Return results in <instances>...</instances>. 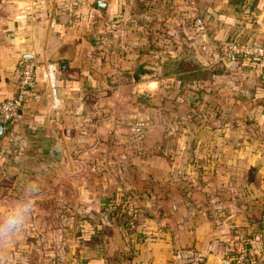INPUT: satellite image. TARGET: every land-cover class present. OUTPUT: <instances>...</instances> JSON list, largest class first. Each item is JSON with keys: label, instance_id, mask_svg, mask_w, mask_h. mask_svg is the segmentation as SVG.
Listing matches in <instances>:
<instances>
[{"label": "crops", "instance_id": "0c3cea01", "mask_svg": "<svg viewBox=\"0 0 264 264\" xmlns=\"http://www.w3.org/2000/svg\"><path fill=\"white\" fill-rule=\"evenodd\" d=\"M96 1L0 0V102L27 54L39 93L0 118V212L40 186L0 264H235L238 243L264 264V58L163 68L184 46L264 45V0Z\"/></svg>", "mask_w": 264, "mask_h": 264}, {"label": "built area", "instance_id": "2783aa9c", "mask_svg": "<svg viewBox=\"0 0 264 264\" xmlns=\"http://www.w3.org/2000/svg\"><path fill=\"white\" fill-rule=\"evenodd\" d=\"M198 24L201 30L205 29V21L199 18ZM221 60L229 66L231 61L241 62L249 58H264V45L251 44L236 40L224 41L219 45ZM18 90L14 97L0 102V118L3 122L15 119L22 107L32 98L39 97L37 90V63L32 60L22 59L17 68ZM144 123L138 122L135 131L138 135L143 132ZM234 246L235 264H257L254 258L245 247L238 243Z\"/></svg>", "mask_w": 264, "mask_h": 264}, {"label": "clouds", "instance_id": "9594fccd", "mask_svg": "<svg viewBox=\"0 0 264 264\" xmlns=\"http://www.w3.org/2000/svg\"><path fill=\"white\" fill-rule=\"evenodd\" d=\"M24 197L16 200L0 212V252L10 250L16 243V237L23 230L34 211L36 197L40 194L38 184L29 183L24 186Z\"/></svg>", "mask_w": 264, "mask_h": 264}, {"label": "trees", "instance_id": "16d2710c", "mask_svg": "<svg viewBox=\"0 0 264 264\" xmlns=\"http://www.w3.org/2000/svg\"><path fill=\"white\" fill-rule=\"evenodd\" d=\"M227 67V66H226ZM164 73L175 74L182 82L208 80L218 71L206 67L196 58L193 50L187 49L176 56H171L163 63Z\"/></svg>", "mask_w": 264, "mask_h": 264}, {"label": "rangeland", "instance_id": "374dc122", "mask_svg": "<svg viewBox=\"0 0 264 264\" xmlns=\"http://www.w3.org/2000/svg\"><path fill=\"white\" fill-rule=\"evenodd\" d=\"M185 5L186 4H184L183 6H181V7H179L180 9H182V8H186L185 7ZM188 6H190V5H188ZM189 8V7H188ZM179 9V10H180ZM194 20L192 21L191 20V22H193V28H194V32L196 31L197 33L198 32H203V33H205V32H207V26H206V24H205V29L204 30H201L200 29V26H199V24H198V20H199V18H202V16L201 15H199V14H195L194 16ZM200 44H202V46L204 45V43H200ZM219 45H220V43H217V44H214V45H212V44H206V46H204L203 48H198V49H201L202 50V52H201V54H200V56H196V58L198 59V60H200V61H204V62H206L207 64H209V65H211L212 63H215V64H219V63H222V64H225L222 60H221V56H220V53H219V49H220V47H219ZM186 46H184L183 47V52H185L186 50ZM180 54V53H179ZM196 55V54H195ZM176 56V55H175ZM171 56L169 55V54H167V57L163 60V63H165L166 61H168V59L170 58ZM226 65V64H225ZM227 66V65H226ZM228 67V66H227Z\"/></svg>", "mask_w": 264, "mask_h": 264}, {"label": "water", "instance_id": "95a60500", "mask_svg": "<svg viewBox=\"0 0 264 264\" xmlns=\"http://www.w3.org/2000/svg\"><path fill=\"white\" fill-rule=\"evenodd\" d=\"M96 6L99 7V8H101V9H105L107 7V4H106V2H103L101 0H98V1H96ZM0 42H4V40L1 37H0ZM24 59L32 60L33 61L34 57L31 56V55H29V54H27V55L24 56ZM64 63H63V65H64ZM238 65H239V62L238 61H231L229 63V66H230L231 69H235ZM2 129H3V126L0 125V131H2ZM223 264H231V263L228 262V261H225V262H223Z\"/></svg>", "mask_w": 264, "mask_h": 264}]
</instances>
